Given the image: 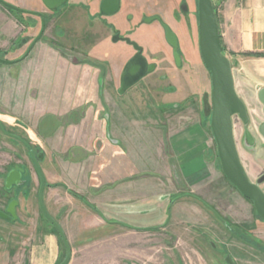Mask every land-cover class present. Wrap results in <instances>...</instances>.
Returning <instances> with one entry per match:
<instances>
[{"label":"crops","instance_id":"obj_1","mask_svg":"<svg viewBox=\"0 0 264 264\" xmlns=\"http://www.w3.org/2000/svg\"><path fill=\"white\" fill-rule=\"evenodd\" d=\"M3 1L42 15L45 27L22 58L42 20L0 4V54L15 61L0 64V122L32 133L43 150L46 181L56 185L44 188L45 208L69 244L85 243L76 264L100 252L87 244L118 249L132 235L163 230L170 206L186 197L220 214L225 204L229 212L232 202L246 204L222 174L204 113L211 82L198 34L196 75L184 74V0H116L104 10V0ZM217 17L235 92L245 99L237 72L258 86L257 98L264 0H223ZM198 206L189 207L201 214ZM105 229L100 241L87 240ZM32 236L31 264H55L57 238Z\"/></svg>","mask_w":264,"mask_h":264},{"label":"rangeland","instance_id":"obj_2","mask_svg":"<svg viewBox=\"0 0 264 264\" xmlns=\"http://www.w3.org/2000/svg\"><path fill=\"white\" fill-rule=\"evenodd\" d=\"M222 2L223 0H212L216 19H218ZM197 24V0H184V74L187 72L190 75H196L197 70L193 65L197 57L193 56V51L194 45L197 47ZM4 55L6 53L0 54V58H4ZM239 76L236 72L240 95L245 98L243 102L250 120L246 128L254 136L255 143L253 147L245 143L244 126L236 118L233 119L234 140L239 158L247 165V171L250 172L247 175L249 180L258 184L264 191V166L261 165L264 157V146L261 144H264V140L258 134L259 126L264 123L263 107L256 98L258 86L248 84L251 82ZM207 79L205 95H209ZM247 84L250 86L247 87ZM205 116L207 120L210 119L209 115ZM10 132L27 142L36 157H42L39 167L44 175V169L47 167L42 164L44 152L37 146L33 134L20 130ZM13 172L19 173V179L15 184L7 186L6 179ZM45 183L47 187L56 186L47 182L46 178ZM39 187V175L30 159L29 151L22 143L12 141L0 133V211L9 217L0 219V264H31L30 253L34 246L32 235L36 238L40 234L48 233H52L57 238L59 256L55 264L64 260L63 243L57 231L39 210L37 201ZM191 198L186 197L185 201L170 206L166 212L168 225L163 230L132 235L135 237L133 242L124 243L122 249L118 248L119 251L116 245L103 249L98 243L87 244V249L91 246L100 249V252L94 254L92 258L91 256L88 258V264H118L114 260L117 257L119 264H226L222 259L223 252L217 251L223 244L222 241L227 244L228 251L232 252L240 264H264V255L260 248L255 249L237 238H234L231 243L227 241L232 233L227 231L228 229L220 222L213 209L209 211L199 201ZM12 202L15 203L14 216L7 213V207ZM194 203L199 205L201 214L195 213L189 207ZM230 204L234 209L232 208L229 212V204H225V210L220 214L222 219L229 221L231 226H237L243 233L246 232L262 244L264 223L257 221L252 205L248 202ZM125 231L128 235L129 232ZM95 234L93 237L89 236L87 240L90 241L93 238L91 240L100 241L109 232L105 229ZM66 240L68 241L67 237ZM84 245L83 242L69 244L71 252L72 249L81 250L75 251L73 264H76L77 258L83 259ZM103 246L106 245L103 244Z\"/></svg>","mask_w":264,"mask_h":264},{"label":"water","instance_id":"obj_3","mask_svg":"<svg viewBox=\"0 0 264 264\" xmlns=\"http://www.w3.org/2000/svg\"><path fill=\"white\" fill-rule=\"evenodd\" d=\"M45 1L49 2L50 0ZM106 2H114V6L117 4L116 0H104L102 3L103 10ZM0 4L19 13L39 16L42 20L41 30L22 57L25 58L44 32V17L38 13L18 9L3 0H0ZM109 6L112 7L113 5L109 3ZM115 8L116 7H114V9ZM197 19L198 49L201 60L210 74L211 82L210 94L205 95L203 98L204 113L210 116V130L215 142L219 165L228 183H230L245 199L251 201L256 215L264 221V191L258 184L249 180L236 149L233 131L234 118L238 119L244 126L243 138L249 147H253L255 139L246 128L250 120L244 102L237 96L234 89L231 62L224 55L222 50L218 23L212 0H197ZM14 62L0 58V64L3 65H11ZM257 99L263 107L262 112L264 114V88L258 90ZM258 134L264 140V123L259 126ZM30 156L40 178V187L38 191L40 212L57 231L63 243L65 258L59 264H68L71 258V249L68 241L61 227L48 214L43 203L45 178L37 163V159L39 160L41 157L38 156L36 159L32 152ZM18 179V172L11 173L6 179L7 186L15 184ZM14 206L15 203L12 202L7 208V213L11 216H14ZM0 218L7 219L8 217L0 211ZM228 264L233 263L228 261Z\"/></svg>","mask_w":264,"mask_h":264},{"label":"flooded vegetation","instance_id":"obj_4","mask_svg":"<svg viewBox=\"0 0 264 264\" xmlns=\"http://www.w3.org/2000/svg\"><path fill=\"white\" fill-rule=\"evenodd\" d=\"M45 27V26H44ZM43 35V34H42ZM42 37V36H41ZM41 37H40V39H41ZM39 39V40H40ZM38 40V41H39ZM136 49H137V47L135 46V45H133ZM133 72H136V69H133ZM10 131H12V130H10L9 128H7L3 123H1L0 122V133L3 135V136H5V137H7L8 139H10V140H12V141H16V142H19V143H22L25 147H26V149L29 151V155H30V153L32 152L31 151V149H30V145L27 143V142H25L23 139H21L19 136H17V135H14V134H12ZM262 146H264V144H261ZM32 154L34 155V153L32 152ZM35 156V155H34ZM41 157V156H40ZM35 158L37 159L38 158V156L36 157L35 156ZM42 158V157H41ZM41 158L38 160L37 159V163H38V166H39V163L41 162ZM30 159H31V156H30ZM31 161H32V159H31ZM32 163H33V161H32ZM34 165V164H33ZM35 167V166H34ZM40 168V167H39ZM36 169V168H35ZM40 171H41V169H40ZM38 172V171H37ZM41 173H42V171H41ZM39 175V174H38ZM43 175V174H42ZM44 176V175H43ZM40 179V178H39ZM45 187H46V183H45ZM239 193V192H238ZM240 194V193H239ZM241 195V194H240ZM242 196V195H241ZM243 197V196H242ZM244 198V197H243ZM245 199V198H244ZM248 203H250L251 205H252V203H251V201H249V200H247V199H245ZM37 201H38V195H37ZM44 203V202H43ZM45 206V205H44ZM38 207H39V203H38ZM207 210H209V211H211L213 208L211 207V206H208V205H205L204 206ZM253 207V206H252ZM8 208V207H7ZM254 209V208H253ZM14 210H15V206H14ZM40 210V209H39ZM215 214H216V216H217V218L220 220V222H222L223 223V225L226 227V229H228L227 231L228 232H231L232 233V236L229 238V240H227V241H229L230 243L233 241V239L234 238H237V239H239L240 241H242V242H245L246 243V245H250L251 247H253V248H255V249H258V248H260L259 250L261 251V253L264 255V242H262V244L261 243H259V242H257L255 239H253V237L251 236V235H249V234H247L246 232H242V230L241 229H239L237 226H231V223H229V221H227V220H224V219H222V216L220 215V213H218V212H215L214 211V209L212 210ZM256 214V213H255ZM257 216V215H256ZM8 217V216H7ZM44 217V216H43ZM9 218V217H8ZM0 219H2V218H0ZM47 220V219H46ZM257 221L258 222H260V223H264V221L263 220H261L258 216H257ZM225 223H227V225L225 224ZM155 230H157V229H155ZM154 230V231H155ZM222 240V239H221ZM221 243H223V244H221V247L219 248V249H217V251H222L223 252V262L224 263H226V264H228V261H231L233 264H238L239 262H238V260L235 258V256L232 254V252H229L228 251V249H227V244L224 242V241H222ZM260 245V246H259ZM213 247H215L216 248V246H214L213 245ZM240 264V263H239Z\"/></svg>","mask_w":264,"mask_h":264},{"label":"trees","instance_id":"obj_5","mask_svg":"<svg viewBox=\"0 0 264 264\" xmlns=\"http://www.w3.org/2000/svg\"><path fill=\"white\" fill-rule=\"evenodd\" d=\"M256 57H260V56H262V55H255Z\"/></svg>","mask_w":264,"mask_h":264}]
</instances>
